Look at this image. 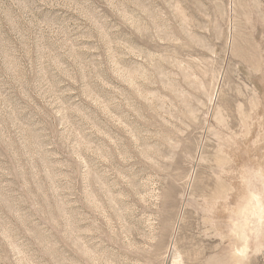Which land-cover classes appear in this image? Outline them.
I'll return each instance as SVG.
<instances>
[{
  "label": "rangeland",
  "instance_id": "374dc122",
  "mask_svg": "<svg viewBox=\"0 0 264 264\" xmlns=\"http://www.w3.org/2000/svg\"><path fill=\"white\" fill-rule=\"evenodd\" d=\"M198 247L264 264V0H0V264Z\"/></svg>",
  "mask_w": 264,
  "mask_h": 264
},
{
  "label": "bare ground",
  "instance_id": "6f19581e",
  "mask_svg": "<svg viewBox=\"0 0 264 264\" xmlns=\"http://www.w3.org/2000/svg\"><path fill=\"white\" fill-rule=\"evenodd\" d=\"M174 257L171 261V264H194V263H201V247H198L197 249H189V257H186L185 259L182 258V254L175 249V252L173 253ZM203 256V255H202Z\"/></svg>",
  "mask_w": 264,
  "mask_h": 264
}]
</instances>
